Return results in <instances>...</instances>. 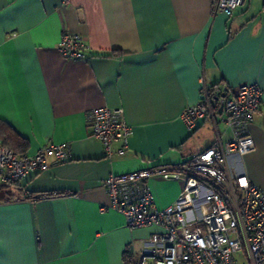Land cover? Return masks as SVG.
Listing matches in <instances>:
<instances>
[{"label": "crops", "instance_id": "obj_1", "mask_svg": "<svg viewBox=\"0 0 264 264\" xmlns=\"http://www.w3.org/2000/svg\"><path fill=\"white\" fill-rule=\"evenodd\" d=\"M214 1L0 0V143L18 155L68 144L62 162L0 184V264H133L157 228L101 210L103 180L180 168L225 143L231 132L218 118L193 130L180 118L203 86L214 96L242 83L264 90V0H243L230 16ZM63 33L81 35L90 57L64 59ZM103 106L121 108L132 131L110 160L86 126V112ZM248 130L254 148L228 165L264 191V92ZM147 185L158 209L181 189L162 173Z\"/></svg>", "mask_w": 264, "mask_h": 264}, {"label": "built area", "instance_id": "obj_2", "mask_svg": "<svg viewBox=\"0 0 264 264\" xmlns=\"http://www.w3.org/2000/svg\"><path fill=\"white\" fill-rule=\"evenodd\" d=\"M242 3L215 0L214 11L230 16ZM57 50L67 60L90 57L79 34L63 33ZM262 92L257 83H242L230 95L214 96L203 86L199 100L180 118L189 130L200 119L218 118L231 132L225 143L217 139L180 168L146 167L103 180L108 203L101 210L119 212L130 228H157L133 264H264V191L228 165L230 156L242 157L254 148L248 125L262 102ZM86 126L108 160L114 153L124 154L132 131L121 108L88 110ZM116 141L121 146L113 150ZM67 155V143L47 144L32 155H18L0 143V184L16 185L28 172L44 171ZM158 173L181 183L177 198L162 209L156 208L147 185L148 178Z\"/></svg>", "mask_w": 264, "mask_h": 264}, {"label": "trees", "instance_id": "obj_3", "mask_svg": "<svg viewBox=\"0 0 264 264\" xmlns=\"http://www.w3.org/2000/svg\"><path fill=\"white\" fill-rule=\"evenodd\" d=\"M14 152H16L15 150H13ZM17 153V152H16ZM18 154V153H17Z\"/></svg>", "mask_w": 264, "mask_h": 264}]
</instances>
